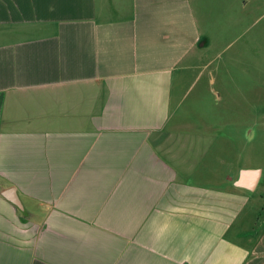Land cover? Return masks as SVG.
Masks as SVG:
<instances>
[{"label": "crops", "instance_id": "obj_1", "mask_svg": "<svg viewBox=\"0 0 264 264\" xmlns=\"http://www.w3.org/2000/svg\"><path fill=\"white\" fill-rule=\"evenodd\" d=\"M218 4L264 13L0 0V264H264V98L209 116Z\"/></svg>", "mask_w": 264, "mask_h": 264}, {"label": "rangeland", "instance_id": "obj_2", "mask_svg": "<svg viewBox=\"0 0 264 264\" xmlns=\"http://www.w3.org/2000/svg\"><path fill=\"white\" fill-rule=\"evenodd\" d=\"M216 10L221 13L217 27L221 39L219 46L210 49L209 68L214 74L213 86L221 92V107L218 106L216 115L213 111L209 116L221 123L237 119L250 123V106L255 104L252 99L264 98V13L251 6L242 12H230L221 4ZM236 152V158L243 161H249L253 153L241 145Z\"/></svg>", "mask_w": 264, "mask_h": 264}, {"label": "water", "instance_id": "obj_3", "mask_svg": "<svg viewBox=\"0 0 264 264\" xmlns=\"http://www.w3.org/2000/svg\"><path fill=\"white\" fill-rule=\"evenodd\" d=\"M259 178V169H241L235 183L238 186L253 189Z\"/></svg>", "mask_w": 264, "mask_h": 264}]
</instances>
